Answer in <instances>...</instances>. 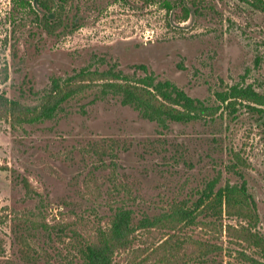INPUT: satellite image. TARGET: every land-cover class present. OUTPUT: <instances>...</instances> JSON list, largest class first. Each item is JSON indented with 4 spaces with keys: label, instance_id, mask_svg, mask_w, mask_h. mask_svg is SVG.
Segmentation results:
<instances>
[{
    "label": "rangeland",
    "instance_id": "rangeland-1",
    "mask_svg": "<svg viewBox=\"0 0 264 264\" xmlns=\"http://www.w3.org/2000/svg\"><path fill=\"white\" fill-rule=\"evenodd\" d=\"M170 1L169 9L165 0H67L64 24L50 34L33 12L13 27L14 0H0V91L35 103L54 76L111 66L142 76L145 65L210 105L236 84L264 93L263 11L246 0ZM98 94L89 90L35 123L0 117V264H83L80 234L110 226L118 207L132 209L137 225L176 204L199 209L197 219L138 230L117 264H135L171 237L187 254L178 264H264L250 238L264 237V113L222 106L165 127L117 95ZM244 181L253 215L197 208L210 183ZM195 241L209 244L206 253Z\"/></svg>",
    "mask_w": 264,
    "mask_h": 264
},
{
    "label": "trees",
    "instance_id": "trees-1",
    "mask_svg": "<svg viewBox=\"0 0 264 264\" xmlns=\"http://www.w3.org/2000/svg\"><path fill=\"white\" fill-rule=\"evenodd\" d=\"M246 1L264 12V0ZM66 3L67 0H14L10 12L13 27L21 24L17 17L33 12L36 14L37 21L48 33H56L64 24ZM165 4L169 9L173 6L170 0H165ZM36 5L42 10V14L36 10ZM189 16L190 9L185 8L183 18L188 19ZM140 67L146 70L145 75L130 76L111 66L105 69L82 68L67 77L54 76L50 87L37 98L35 103L11 98L0 91V117L11 119L14 125L43 121L54 117L68 100L95 88H99L100 97L103 98L111 93L117 95L123 104L135 107L143 117L157 121L165 127L169 122H190L212 116L222 106L230 113H234L238 109V104H247L258 113H264V93L252 85L236 84L228 90L216 92L220 104L210 105L204 100L189 95L170 80H157L153 73L147 71L145 65ZM5 77H8L7 71ZM240 163L241 161L234 162L232 169L238 171ZM197 202V208L203 207V210L218 218L223 215L225 209L228 211L237 209L241 215H253L256 209V202L249 194L245 181L241 185L228 183L219 189H215V182L210 183L202 190ZM197 211L199 209L176 204L169 213L154 217L147 216L136 225L132 209L118 207L110 226L97 228L94 232L84 235L80 234L83 237L82 246L79 249L83 264H117V255L134 245L139 236L138 230L168 222H193L198 217ZM70 224V229L77 232L76 224ZM250 238L264 249L262 235L250 233ZM180 241H182L181 238L173 237L163 241L151 252L137 258L135 264L180 263L187 255L181 254ZM193 243L206 253L209 244L198 241Z\"/></svg>",
    "mask_w": 264,
    "mask_h": 264
}]
</instances>
